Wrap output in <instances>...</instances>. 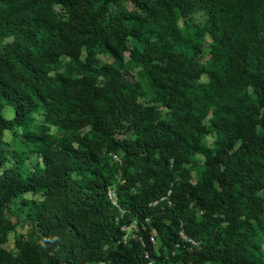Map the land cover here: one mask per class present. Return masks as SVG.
<instances>
[{"label":"trees","instance_id":"obj_1","mask_svg":"<svg viewBox=\"0 0 264 264\" xmlns=\"http://www.w3.org/2000/svg\"><path fill=\"white\" fill-rule=\"evenodd\" d=\"M60 1L72 5L67 22L56 16V1L0 0V40L15 37L0 49V167L8 160L4 132L24 125L40 109L64 129L91 121L96 136L80 147L58 140L56 147L42 150V167L22 165L0 174V264H174L180 253L185 264H264L263 255L250 249L264 236L259 197L264 188V42H251L264 38V0H188L227 18L210 85L226 106L224 116L212 119L215 147L202 143L210 131L194 114L190 95L203 72L196 40L185 38L177 27L149 28L159 16L148 7L149 0H129L145 10V17L124 10V0H103L98 6L100 0ZM159 2L171 14H186L182 0ZM42 31L58 42L41 41ZM129 41L142 45L130 50L138 62L159 63L148 66V73L164 97L167 118L137 101L140 92L118 68L93 67L98 46L121 63L119 50L129 49ZM84 46L86 66L104 82L85 80L78 95L62 75L51 78L46 64L62 55L77 58ZM249 90L256 98L243 104ZM69 91L78 101L74 107L67 101ZM99 102L104 116L97 112ZM6 105L13 109L11 118L5 116ZM74 111L87 115L71 117ZM128 129L136 132L135 139L115 137ZM50 139V144L57 140ZM193 152L205 157L198 185L178 178ZM114 154L123 164L124 180L116 188L117 204L108 194L118 171ZM169 191L171 205L162 199ZM17 198L27 207L36 239L18 241L11 252L3 244L15 224L5 211ZM192 202L206 210L205 218H197ZM134 219L136 235L125 241L123 227ZM182 222L200 248L183 239ZM151 230L161 240L159 249Z\"/></svg>","mask_w":264,"mask_h":264},{"label":"rangeland","instance_id":"obj_2","mask_svg":"<svg viewBox=\"0 0 264 264\" xmlns=\"http://www.w3.org/2000/svg\"><path fill=\"white\" fill-rule=\"evenodd\" d=\"M52 1L57 2L53 4V8L58 19L63 22H67L71 14L72 5L70 9V5L67 1ZM102 1L103 0L98 1L95 6H98ZM182 4L186 14L181 13L179 10H177L174 14H171L164 8V5H162L159 0H149L148 7L154 9L156 12H159V16H154L156 17V20L152 19L148 24L149 28L152 27L155 31L177 27L182 31L185 38H192L200 44V48L196 53V59L203 72L193 85V88H191L190 95L194 99V114L210 131L202 136V143L206 147H215L217 134L213 130L212 119L216 116H224L226 106L221 103L215 93L211 90L210 85L212 84V71L215 70L216 67L217 53L221 50V43L223 40L222 37L225 35L222 34V31L225 30L226 26L224 21H226L227 18L216 9L215 11L218 15H210L214 9H211V6L209 5L206 7L199 5L194 6L191 5V2L188 0H182ZM122 8L128 12H136L141 17L146 16L145 10L139 8L133 1L124 0L122 2ZM38 37L41 41H45V43L52 45L58 42V38L56 36L50 35L45 31L39 32ZM229 37L233 38L230 34ZM14 40V35L1 38L0 49ZM251 42L262 45L264 38H254ZM134 45H136L139 49L142 47L140 42L129 41V49L119 50V54L123 60L121 63L120 60H117L113 54L106 51L104 46H98L97 53L93 58V67L98 68L109 64L118 68L121 71L122 77L127 80L130 86L135 87L140 92L137 101L142 102L146 107H152L161 117L167 118L169 114L168 108L164 102V97H162V93L152 84L148 73V66H155L159 63L153 62L151 64H144L142 62H138L130 54V50ZM112 47L114 48L113 45ZM86 56L87 51L86 46H84L78 53L77 58L62 55L59 61L55 63L47 62L46 66L49 71L48 75L53 79L57 77V75H62L68 80L69 83H66V85L69 86L70 91L74 90L73 93L78 95H80V88L82 86L81 83L85 80H92L98 84H103V77L99 76L96 72L86 66ZM42 88H44V86H42ZM248 92L249 99L243 104H248L249 101H254L256 98L252 90H249ZM73 93L70 92V94H68L69 97L67 98V101L74 107V105L78 104V101L73 97ZM104 110V104L99 102L97 105L98 114L100 116H104ZM4 112L5 116L8 118L13 116V109L9 105L5 106ZM78 115L85 116L87 114H81L77 111L71 113V117H76ZM46 116V110L40 109L39 111L31 113L30 120L24 125L15 127L14 129H8L4 132L3 141L4 146L8 151V160L2 167H0V174L2 172H13L22 165L31 169L35 168L37 165L42 167V150L56 147L58 140H65L70 142L75 147H80L81 144H84L87 141L88 137L96 136V131L91 121L90 123L83 122L82 124L71 126L69 129H64L60 128L57 124L49 122ZM79 121H82V119ZM40 132H43L41 134L43 136L38 135ZM50 136H55L57 138V140H53L54 144H50V142L52 143ZM115 137L118 140L126 138L135 139L136 132L133 129H128L124 132L119 131L115 134ZM113 156L117 162L118 171L114 175L115 183L109 189L116 193L118 184H123L124 182L122 179L123 164L119 155L114 154ZM204 169V155L200 152H193L189 155L188 161L182 164L178 178L183 177L184 179L189 180L192 184L198 185ZM170 193L171 191H169L168 195L162 199H168ZM27 197L39 198V196H35L33 194H28ZM259 197L263 199L261 220L264 225V188L260 190ZM168 204L171 205L170 199H168ZM191 208L196 210V216L199 220L207 216L206 210L202 209L201 206L196 205L194 202L191 203ZM163 211L164 208H162V212L160 213L164 214L165 211ZM5 213L15 224V228L10 231L8 235L7 242L3 244V247L7 251H16V243L18 241L23 242L36 239L34 226L27 221V207L22 203V198H17L10 203ZM242 218L244 219L245 216ZM248 220L253 222L252 217ZM226 224L227 222L224 221L221 227H225ZM181 226V235L183 239L190 241L191 246L200 248L201 242L199 240L191 239L186 235L184 231V222H182ZM125 230L126 233L123 236L125 241L134 237L138 230L136 219L132 220L130 227ZM155 234L156 233L153 230L152 241L156 249H159L161 247V240ZM257 242L259 244L258 247L254 248L251 246L250 249H254L255 254H259L260 252L264 257V236L259 237ZM181 256L182 254L180 253L174 264H185L182 261ZM93 264L103 263L96 262Z\"/></svg>","mask_w":264,"mask_h":264},{"label":"built area","instance_id":"obj_3","mask_svg":"<svg viewBox=\"0 0 264 264\" xmlns=\"http://www.w3.org/2000/svg\"><path fill=\"white\" fill-rule=\"evenodd\" d=\"M108 194H109V197L111 199V201L114 203V204H117V196H116V193L113 192L111 189H109L108 191ZM137 223V222H136ZM130 227V226H129ZM129 227H123L124 229H127ZM151 239L153 240V237H151Z\"/></svg>","mask_w":264,"mask_h":264}]
</instances>
